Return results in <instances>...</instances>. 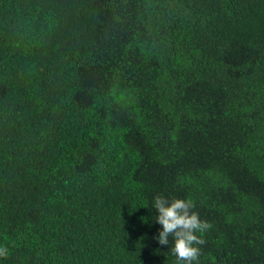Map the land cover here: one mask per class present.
Returning <instances> with one entry per match:
<instances>
[{
  "label": "trees",
  "instance_id": "1",
  "mask_svg": "<svg viewBox=\"0 0 264 264\" xmlns=\"http://www.w3.org/2000/svg\"><path fill=\"white\" fill-rule=\"evenodd\" d=\"M155 195L264 264V0H0V264H175Z\"/></svg>",
  "mask_w": 264,
  "mask_h": 264
},
{
  "label": "clouds",
  "instance_id": "2",
  "mask_svg": "<svg viewBox=\"0 0 264 264\" xmlns=\"http://www.w3.org/2000/svg\"><path fill=\"white\" fill-rule=\"evenodd\" d=\"M151 207L155 209L153 219L160 226L154 236L157 243L167 246L175 257V264H199L202 235L211 225L193 211L192 200L155 195ZM7 251L5 246H0V257Z\"/></svg>",
  "mask_w": 264,
  "mask_h": 264
}]
</instances>
